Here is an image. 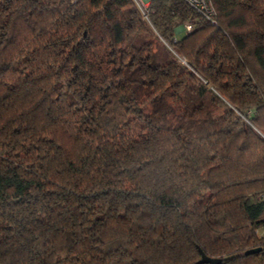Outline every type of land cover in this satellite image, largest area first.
<instances>
[{"label":"trees","instance_id":"1","mask_svg":"<svg viewBox=\"0 0 264 264\" xmlns=\"http://www.w3.org/2000/svg\"><path fill=\"white\" fill-rule=\"evenodd\" d=\"M212 3L0 0V264H264V0Z\"/></svg>","mask_w":264,"mask_h":264},{"label":"built area","instance_id":"2","mask_svg":"<svg viewBox=\"0 0 264 264\" xmlns=\"http://www.w3.org/2000/svg\"><path fill=\"white\" fill-rule=\"evenodd\" d=\"M138 8L143 12L147 7L149 0H134ZM188 5L194 7L199 12H201L206 18H211L215 9L212 3V0H184ZM183 29L189 31L191 29V24H183Z\"/></svg>","mask_w":264,"mask_h":264},{"label":"water","instance_id":"3","mask_svg":"<svg viewBox=\"0 0 264 264\" xmlns=\"http://www.w3.org/2000/svg\"><path fill=\"white\" fill-rule=\"evenodd\" d=\"M259 248H253L250 250H247V252H254L257 251ZM199 262H210L211 264H218L219 260L218 259H211V258H207L204 255H202V258L199 260Z\"/></svg>","mask_w":264,"mask_h":264},{"label":"rangeland","instance_id":"4","mask_svg":"<svg viewBox=\"0 0 264 264\" xmlns=\"http://www.w3.org/2000/svg\"><path fill=\"white\" fill-rule=\"evenodd\" d=\"M182 29H183V25H179L176 30H182Z\"/></svg>","mask_w":264,"mask_h":264}]
</instances>
